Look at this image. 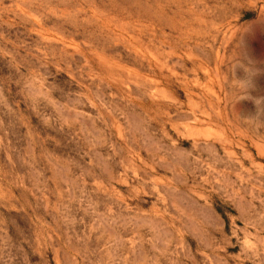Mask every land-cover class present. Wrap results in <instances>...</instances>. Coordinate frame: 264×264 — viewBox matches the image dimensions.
Returning <instances> with one entry per match:
<instances>
[{"label":"rangeland","instance_id":"374dc122","mask_svg":"<svg viewBox=\"0 0 264 264\" xmlns=\"http://www.w3.org/2000/svg\"><path fill=\"white\" fill-rule=\"evenodd\" d=\"M0 264H264V0H0Z\"/></svg>","mask_w":264,"mask_h":264}]
</instances>
